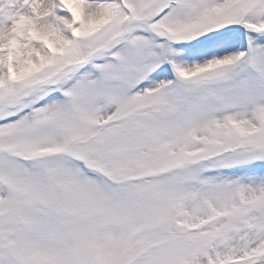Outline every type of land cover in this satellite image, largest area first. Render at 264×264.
I'll return each instance as SVG.
<instances>
[{
	"label": "snow or ice",
	"instance_id": "1",
	"mask_svg": "<svg viewBox=\"0 0 264 264\" xmlns=\"http://www.w3.org/2000/svg\"><path fill=\"white\" fill-rule=\"evenodd\" d=\"M0 264H264V0H0Z\"/></svg>",
	"mask_w": 264,
	"mask_h": 264
}]
</instances>
